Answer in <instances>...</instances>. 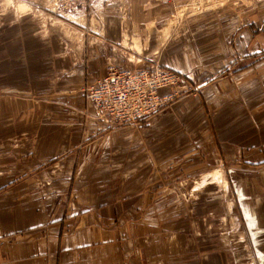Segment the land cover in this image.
Instances as JSON below:
<instances>
[{
  "label": "crops",
  "instance_id": "crops-1",
  "mask_svg": "<svg viewBox=\"0 0 264 264\" xmlns=\"http://www.w3.org/2000/svg\"><path fill=\"white\" fill-rule=\"evenodd\" d=\"M96 2L116 10L104 17L101 42L94 43L108 45L87 48L92 73L99 56L106 64L107 56L120 62L122 52H132L150 63L160 53L187 81L216 74L197 88L237 72V87L264 89V3ZM180 100L138 125L113 126L84 97H74L76 109L54 115L86 116V128L54 129L48 147L35 136L39 129H16L21 144L1 151L10 156L0 159V264H264V209L257 203L245 209L249 195L238 196L240 218H232V209H197L190 202L187 208L183 182L194 175L183 173L193 154L180 157L176 150L168 161L166 148L153 157L148 145L137 148L130 139L127 129L167 115Z\"/></svg>",
  "mask_w": 264,
  "mask_h": 264
},
{
  "label": "rangeland",
  "instance_id": "rangeland-1",
  "mask_svg": "<svg viewBox=\"0 0 264 264\" xmlns=\"http://www.w3.org/2000/svg\"><path fill=\"white\" fill-rule=\"evenodd\" d=\"M96 4V0H0V159L10 156L1 151L21 144L23 136H17L16 129H39L35 136L48 147L46 138L53 137L54 129L86 128V116L65 121L54 115L76 109L74 97L92 103L98 117L110 125L95 106L92 90L107 81L113 68L153 73L160 65L182 81L173 90L181 102L145 127L127 129L130 139H136L137 148L148 145L153 157L166 148L168 161L179 154L176 150L180 157L193 154L183 175L194 177L181 187L187 208L190 202L197 209H232V218H240L238 196L242 193L249 195L242 202L245 209H254L256 203L264 209V103L259 98L263 96L264 102V89L237 87L241 76L237 72L197 88L216 74L203 72L187 81L185 73L164 63L163 54L155 53L152 62L145 63L144 57L138 61L136 53L122 52L117 62L112 47L106 64L100 59L103 56L96 57L92 73L86 59L93 55L87 48L108 45L94 43L101 42L104 17L116 10ZM114 56L116 61L111 60Z\"/></svg>",
  "mask_w": 264,
  "mask_h": 264
},
{
  "label": "built area",
  "instance_id": "built-area-1",
  "mask_svg": "<svg viewBox=\"0 0 264 264\" xmlns=\"http://www.w3.org/2000/svg\"><path fill=\"white\" fill-rule=\"evenodd\" d=\"M255 2L262 4L264 0ZM153 69L155 72L151 73L147 70L132 72L113 68L107 81L92 90L95 106L110 125H138L178 96L173 94V90L179 89L180 78L164 72L160 65ZM171 77L176 78V81ZM164 91H169V94L165 96Z\"/></svg>",
  "mask_w": 264,
  "mask_h": 264
}]
</instances>
